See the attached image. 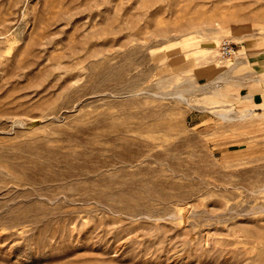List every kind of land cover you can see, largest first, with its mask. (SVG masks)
I'll return each instance as SVG.
<instances>
[{
  "label": "rangeland",
  "instance_id": "obj_1",
  "mask_svg": "<svg viewBox=\"0 0 264 264\" xmlns=\"http://www.w3.org/2000/svg\"><path fill=\"white\" fill-rule=\"evenodd\" d=\"M262 69L264 0H0V264H264Z\"/></svg>",
  "mask_w": 264,
  "mask_h": 264
},
{
  "label": "crops",
  "instance_id": "obj_2",
  "mask_svg": "<svg viewBox=\"0 0 264 264\" xmlns=\"http://www.w3.org/2000/svg\"><path fill=\"white\" fill-rule=\"evenodd\" d=\"M261 74L264 75V69H262ZM256 81L258 82L259 79ZM241 97L245 99L244 104L249 111H259L261 110V107H264V87H261L259 90L253 91L246 96L242 95Z\"/></svg>",
  "mask_w": 264,
  "mask_h": 264
},
{
  "label": "built area",
  "instance_id": "obj_3",
  "mask_svg": "<svg viewBox=\"0 0 264 264\" xmlns=\"http://www.w3.org/2000/svg\"><path fill=\"white\" fill-rule=\"evenodd\" d=\"M235 53L234 48L227 42H224L221 46V54L224 57L230 58Z\"/></svg>",
  "mask_w": 264,
  "mask_h": 264
},
{
  "label": "bare ground",
  "instance_id": "obj_4",
  "mask_svg": "<svg viewBox=\"0 0 264 264\" xmlns=\"http://www.w3.org/2000/svg\"><path fill=\"white\" fill-rule=\"evenodd\" d=\"M235 54H236V53H235ZM231 64H234V65H235L236 63H234V61L232 62V60H231ZM240 118H241V117H240ZM244 118H245V117H243V119H244Z\"/></svg>",
  "mask_w": 264,
  "mask_h": 264
}]
</instances>
